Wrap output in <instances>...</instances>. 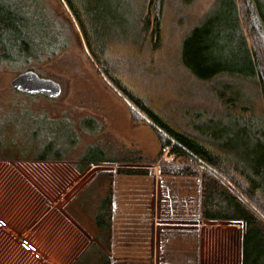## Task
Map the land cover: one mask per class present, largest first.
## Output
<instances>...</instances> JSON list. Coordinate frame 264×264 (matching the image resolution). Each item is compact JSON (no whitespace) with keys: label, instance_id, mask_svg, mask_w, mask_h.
Instances as JSON below:
<instances>
[{"label":"trees","instance_id":"trees-1","mask_svg":"<svg viewBox=\"0 0 264 264\" xmlns=\"http://www.w3.org/2000/svg\"><path fill=\"white\" fill-rule=\"evenodd\" d=\"M191 1L181 0L185 5ZM64 2L79 25L92 59L135 108L133 115L144 117L160 143V153L154 161L135 153H122L117 158L95 144L88 145L79 156L76 168L80 173L89 164L113 170H101L97 174L104 182V191L102 184L97 183L84 191L85 200H97L90 224L79 214L84 205L81 196L75 200L81 201L77 205L79 212L68 209L95 239L72 264H117L118 261L152 264L153 187L142 197L131 200L127 208L132 212L127 217L130 219L122 222L116 217L115 191L118 178L140 179L150 186V167L160 161L163 149H169L175 160L159 163L160 177L179 183L196 181L198 187L195 198L180 196L178 191L173 196L168 194L170 217H178L180 224L189 225L161 233L164 264H201L197 222H184L185 219L176 215L184 203L191 204L193 210L194 202L196 219L200 221L241 224V264H264V109L262 115L250 117L223 111L245 109L251 94L264 100V0H216L196 23L183 32L185 24L179 31L178 64L194 82L211 88V95H202V102L213 106V109L203 105L185 109L188 118L182 120L183 124L168 117L150 92L142 95L129 86L125 67L132 74L135 66L130 62L123 66L108 57V51L115 46L111 39L116 34L117 40L126 39L133 47L137 60L146 52L151 65L146 72L154 74L152 67L165 40L168 0H128L131 8L127 15L119 7L121 0ZM21 16L10 8L8 0H0V30L16 28ZM177 19L184 22L183 17ZM124 24L127 27H121ZM21 40L25 47L32 44L29 38ZM3 46L0 40V58L10 54ZM82 123L85 129L98 131L94 119ZM68 141L69 146L76 143L72 135ZM61 151L62 148H55L52 143L34 159L62 161ZM172 202L178 207L176 216L172 214L175 210Z\"/></svg>","mask_w":264,"mask_h":264},{"label":"rangeland","instance_id":"rangeland-1","mask_svg":"<svg viewBox=\"0 0 264 264\" xmlns=\"http://www.w3.org/2000/svg\"><path fill=\"white\" fill-rule=\"evenodd\" d=\"M215 1L192 0L185 5L181 0H168L169 9L164 22L165 40L161 54L157 56L156 63L152 67L154 74L146 72L147 66L150 65L146 52L137 60L135 50H132L133 47L128 45L126 39L119 37L117 40L114 34L111 42L109 41L115 46L108 51V57L123 63V66L126 62H130L136 68V71L130 74L131 71L125 67L127 71L125 74L130 81L129 86H133L142 95L150 92L154 102H159L167 116L175 122L183 124L182 120L188 118L185 117V109L201 108L204 101L202 95L211 92L209 86L194 82L186 71L180 68L178 46L181 34L179 31L183 26L186 24L184 32L188 26L196 23ZM8 2L10 8L17 11L19 16L21 14L23 18L21 16L16 28L0 30V40L10 53L8 57L0 58V160L34 159L45 152L46 147L52 143L55 148H62L64 160L59 162L61 165L46 164L44 168L60 172L64 180H68L67 184L70 183L69 187L79 182L69 197L68 209L73 208L79 212L77 205L81 201L75 202V200L81 196L84 205L79 214L87 224H90V217L94 213L97 200L95 198L85 200L84 191L95 183L102 184L104 191V182L97 177V174L101 170H113V168L95 167L89 164L85 172L80 173L76 166L85 148L95 144L117 158L122 153H135L145 160L154 161L160 153L158 136L144 121L143 116L133 115L135 108L118 93L92 59L79 25L64 0H8ZM119 7L124 10L125 15L131 8L128 0H121ZM135 7L137 9V6ZM179 17H183L184 22H178ZM105 25L108 26L109 23ZM113 28L117 30V24ZM108 29L111 34L112 28L109 26ZM21 38H29L32 44L25 47ZM29 70L59 83L62 87L61 95L57 99H49L42 95L32 96L12 88L11 81L18 74ZM252 95L249 97L251 101L244 105L247 109L238 107L223 111L244 117L262 115L264 100L262 97ZM203 107L209 109L211 104L204 103ZM89 118L96 122L98 131L95 133L85 129L82 123ZM71 135L76 140L73 146H69L68 141ZM168 153L169 149H163L160 161L150 167L152 175L150 186L140 179L118 178L116 181V217L120 222L130 219L127 217L132 214L131 210H128L131 200L142 197L153 187V214L157 213L158 208L161 226L158 228L157 238H155L154 226L152 264H164L161 233L173 228H186L184 224L179 223L178 217H170L168 194L173 196L178 191L180 196L195 198L198 188L196 181L179 183L160 177L159 163L161 161L174 163V156ZM74 177L76 178L73 179ZM173 204L172 202V208L175 210L172 214L175 215L178 207ZM193 205L195 208L196 202ZM196 210H192L193 214H197ZM196 218L192 216V220H188L189 217L183 219L184 222H197L195 228L199 231L203 227L204 234L203 236L200 234L199 240L200 245L202 242L204 246V255L211 254L214 246L218 247L217 240L222 241L229 236L227 231H223L226 227L237 229L238 234L241 232L238 225L231 226L229 222L200 221ZM215 228L225 236L214 237L212 230ZM226 243L227 240L222 244L227 245ZM138 261L143 260L138 259Z\"/></svg>","mask_w":264,"mask_h":264},{"label":"crops","instance_id":"crops-1","mask_svg":"<svg viewBox=\"0 0 264 264\" xmlns=\"http://www.w3.org/2000/svg\"><path fill=\"white\" fill-rule=\"evenodd\" d=\"M23 160H0V264H72L95 241L68 210L69 197L79 182L69 187L60 172L44 168L61 161ZM181 212L176 215L197 217L188 203L182 204ZM153 220L157 238L158 208ZM230 225L241 229L240 223ZM212 231L214 237L225 236L216 228ZM223 231L229 236L216 241L213 253L204 255L201 242V264H241V232L233 227ZM226 240L228 246L222 244Z\"/></svg>","mask_w":264,"mask_h":264},{"label":"water","instance_id":"water-1","mask_svg":"<svg viewBox=\"0 0 264 264\" xmlns=\"http://www.w3.org/2000/svg\"><path fill=\"white\" fill-rule=\"evenodd\" d=\"M11 86L15 90L32 96L42 95L49 99H56L62 93V87L54 80L43 78L34 71H25L18 74Z\"/></svg>","mask_w":264,"mask_h":264},{"label":"built area","instance_id":"built-area-1","mask_svg":"<svg viewBox=\"0 0 264 264\" xmlns=\"http://www.w3.org/2000/svg\"><path fill=\"white\" fill-rule=\"evenodd\" d=\"M169 154V153H168ZM172 156V155H171ZM37 257H39V255H37Z\"/></svg>","mask_w":264,"mask_h":264}]
</instances>
